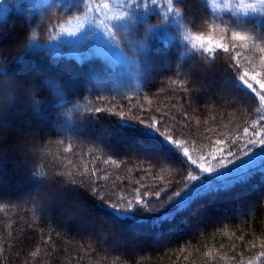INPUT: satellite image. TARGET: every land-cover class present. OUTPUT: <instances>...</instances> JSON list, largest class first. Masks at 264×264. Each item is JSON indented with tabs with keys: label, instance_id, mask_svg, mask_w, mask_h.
Returning <instances> with one entry per match:
<instances>
[{
	"label": "snow or ice",
	"instance_id": "snow-or-ice-1",
	"mask_svg": "<svg viewBox=\"0 0 264 264\" xmlns=\"http://www.w3.org/2000/svg\"><path fill=\"white\" fill-rule=\"evenodd\" d=\"M12 2L14 7L21 6L19 0ZM210 2L213 10L221 7L216 0ZM257 5L264 10V0H256L254 4L240 0L239 9L246 12L249 8L255 9ZM75 6L80 11L68 15L60 11V0H51V3L42 5H24L25 8L39 12L38 22L17 40L7 54L0 51V73H5L12 61L22 60L26 54L46 57L57 64L67 61L77 65H84L93 57H98L110 67L129 75L136 81V88L139 89L140 81L147 82L153 77L151 70L155 69L156 73L171 63L158 62L153 56L150 51L152 39L170 43L177 33H182L183 39L199 54V64L209 72L218 66L220 58L215 54H226L228 65L235 74V81L250 93V97H242L230 87L232 78L229 77L225 82L226 86L213 94V98L222 108L234 109L243 123L238 124L231 134L222 132L224 139L212 140L207 146H197L189 134H186V129L190 128L187 115L183 118L184 123L177 121L175 125L171 123V117L157 119L151 115L138 114H133L125 122L144 127L160 137L178 155L179 164L136 150L129 152L134 167L158 178L162 186H151L142 191L146 186L137 181L139 186L135 188L134 193L127 196L116 195V186L109 187L102 183L108 179L103 168L89 169L86 165L82 169L79 166L73 168L72 162L69 161L68 165H55L45 172V166L42 164L39 175L54 178L61 187L71 185L78 190L77 198L71 206L66 211L59 212L65 217L66 223L85 230L89 243L82 245L81 250L87 249L85 256L90 257V254L95 252L98 257L90 258L89 264H128L127 261H122L119 255H109L126 243L125 238L115 230L118 222L135 221L149 225L151 230L159 233L156 235V243L166 244L167 238L163 230L172 229L177 217L183 216L190 209V214L184 216L186 227L203 232L213 223V213L202 206L194 207L197 201L230 192L237 187L249 188L254 201H264V183L258 186L252 184V178L257 175L264 180V46L255 44L251 37L241 32H232L230 37H226L218 28L211 33L193 34L187 28L188 21L182 11L185 5L178 0H163V3L161 0H75ZM224 7L228 8L230 5L224 4ZM156 9L159 11H155ZM8 11L6 0H0V21L4 20ZM153 20L156 23H151ZM6 24L0 23V34H8ZM193 67L195 65L182 69L178 63L174 65L176 79L170 80L171 92L188 94L195 90L189 87L196 83L191 70ZM199 71L200 76L205 78V72ZM27 78L36 80L37 83L40 80L49 89L52 101L59 109L55 122L57 135L65 132L62 119H66L68 124L78 131L75 119L77 116L83 118L92 112L106 111L100 106L88 108L87 105L78 103L65 89L59 75H51L50 70L38 71ZM18 79L16 77V80ZM16 80L7 74L0 78V91L11 88ZM94 80L95 83L90 85L89 91H95L101 100L105 94L128 95L127 92H116L114 89L111 92L103 91L106 83L99 77ZM128 99L132 97L128 96ZM147 103L151 104L152 101L148 100ZM128 111L131 112V109ZM42 113L43 109L37 116ZM118 115L121 121H125L124 111H120ZM160 116L168 117L169 114L160 111ZM16 135L14 132L10 133L5 142L13 143ZM26 135L30 141L33 158L25 161L23 167L31 164L33 174H37L36 161H44L49 157L53 160L59 159L62 142L42 144L37 133L31 129L26 130ZM72 150L71 146L63 148L65 153ZM89 152L91 153V149ZM253 157L256 159H252ZM126 163L128 162H118L116 159L103 160V164L116 169ZM80 194H87L97 203L110 209L115 219L107 217V220L98 222L97 218L89 214ZM50 199L47 195L39 199L29 195L23 203L34 205L32 211L39 213L43 218L53 211L49 207ZM171 204L175 207L171 211H165ZM252 206L250 202L248 207ZM237 212L246 215L240 205H219L215 208L216 221H226ZM50 241V235L48 239H44L42 234L40 243L34 246L35 250H29L25 255L24 264H47L44 257L51 256L55 251ZM236 247L237 245H232L233 249ZM244 248V252H234L228 257L226 264L228 261L231 264H264V234L254 237ZM185 250L179 249L181 253ZM3 252V244L0 243V254ZM203 256V264H214L217 260L225 259L212 249L205 251Z\"/></svg>",
	"mask_w": 264,
	"mask_h": 264
},
{
	"label": "trees",
	"instance_id": "trees-1",
	"mask_svg": "<svg viewBox=\"0 0 264 264\" xmlns=\"http://www.w3.org/2000/svg\"><path fill=\"white\" fill-rule=\"evenodd\" d=\"M19 2L21 6L17 8L13 6L12 0H6L9 11L4 20L0 21V23L6 22L8 28V34H0V51H4L5 54L12 49L18 39L24 36L26 31L35 27L38 22L39 12L25 8L24 5H42L51 3V0H42L39 3H33L32 0H19ZM178 2L185 5L182 11L185 13L187 20L192 23L193 32L205 33L206 28L202 27L200 22L203 17L212 16L205 4L200 0H178ZM60 11L71 15L79 12L80 9L75 6V0H68L65 2L60 1ZM260 17L246 16L245 19L244 16L243 22L250 25L249 22L254 23L255 19ZM197 19H200V21H197ZM251 30L264 36V28L253 26ZM169 47H172V51L169 54L171 63L168 64V67L156 73L155 69L151 70L153 77L143 84L140 83L141 87L128 92L127 96H119L115 93L105 94L103 100L96 95L95 91H89L90 85H94L93 70L97 60H91L84 65L67 61L57 64L46 57L26 54L22 60L12 61L5 70L6 74L15 76L16 72L20 71L22 73L19 72V77H16L27 78L38 71L50 70L51 75H59L65 89L78 103L87 105L88 108L100 106L106 109L102 113L92 112L86 114L83 118L77 116L75 119L77 120L78 129L80 128L79 134H77L74 126H71V129L60 135L56 134V130H48L41 134L38 132L37 137L40 143L48 144L52 142L55 144L59 141L62 142V148L58 160L49 157L44 161H36L35 166L41 168L43 164L45 166L44 171L47 172L50 167L68 165L71 161L73 168L79 166L82 169L85 165L89 169L93 167L103 168L106 170L104 174L107 175L108 179L102 183H106L109 187L116 186V195L127 196L134 193L135 188L139 186L137 181L146 186L141 189L142 191L148 190L151 186L162 185H160L158 178L149 173L141 172L134 167L131 162L130 151L125 149L124 145L136 146V144H141L140 153L142 154L166 159L177 164L180 162L178 155L160 137L152 134L142 126L125 123L133 114L151 115L157 119L171 117L173 125L177 121L184 123L183 118L187 115L190 119V128L186 129V134H189L190 139H193L197 146H200V144L207 146L212 140L224 139L225 137L221 135L222 132H226L223 127L234 116L240 120L238 124H242L243 121L240 115L234 109H224L211 97L202 96L200 87L196 83L189 85L195 90L188 94L184 92L173 93L169 90L170 80L176 79L174 65L178 63L182 69L195 65L191 70L196 82L202 80L199 70H203L206 76L211 78H221L223 76L222 78L228 80L231 77L232 88L243 97L244 90L235 81V75L228 65L226 54L222 52L215 54L220 58L218 66L215 70L209 72L203 68V65L199 64V54L196 51L189 52L187 42L177 41L175 45L171 44ZM153 56L158 60L156 52L153 53ZM28 67H31L30 72L24 73L22 69ZM72 77L77 82L68 84V79ZM38 83L43 84L40 80H38ZM40 94L45 99V106L42 115L35 117L45 119L47 124L55 122L56 112L59 109L52 101L49 89L44 86ZM128 96H131L132 99H128ZM148 100L152 103H147ZM128 109H131V112ZM120 111H124L125 121L120 120L118 115ZM160 111L167 112L169 116L161 117ZM29 120L30 118H27L25 122L29 123ZM92 130L103 134L106 139L98 142L89 141L82 135ZM32 131L35 132V130ZM240 131L242 132V128ZM203 137H210V139H203ZM69 146L73 150L67 153L63 152V148ZM89 149H91V153ZM95 157L100 159L97 160ZM104 159H116L118 162L123 160L128 163L122 164L119 169H116L103 164ZM10 161H14L13 158L0 159V167L2 168L0 179L5 177L4 182L6 184L0 186V243L4 247L3 254H0V264H24L25 255L29 250H35L34 246L40 243L42 234L44 239H48L49 235L51 236L50 242L55 249L51 256L44 257L47 264H89L90 258H98L95 252H92L89 257L85 256L87 249L81 250L82 245L89 243L84 229L74 226L80 232V235L70 234L69 230L64 229L58 221L41 219L39 213L32 211L34 205L17 203L13 199L14 196H8L3 192L7 184L19 182L24 174L25 180L29 183L27 186L35 188L32 178V165L17 168L16 165H7ZM24 168L26 173H23ZM21 175L23 176L21 177ZM141 177H143L142 180ZM261 183H264V181L261 180L259 175L252 178L253 185L258 186ZM80 199L86 205L89 214L97 218L98 222L107 220V217H113L110 209L97 203L87 194H80ZM250 202L253 205L251 208L248 207ZM225 203L232 206L240 205L246 215L239 212L226 221L219 220L217 222L215 208ZM200 206L213 213V223L209 224L203 232H194L184 224V216L190 214L192 211L190 209L183 216L177 217L172 229L163 230L167 238L166 244L156 243V235L159 233L151 230L149 225L135 221L118 222L115 225V230L122 237L135 238L133 241L139 247L130 249L129 253L118 249L116 252L109 253V255H119L120 259L127 261L128 264H203L205 259L203 253L212 249L225 257L224 260H217L214 264H226L227 258L232 256L234 252H244L245 245L249 244L254 237H260L261 234H264V201H254L247 187H237L230 192L216 194L208 199L197 201L194 205V207ZM174 207L175 205L171 204L165 211H171ZM233 244L237 245L235 249L232 248ZM97 247L99 248V245ZM181 248L186 250L181 253L179 251ZM121 253L122 255H120ZM100 254L102 255L103 252ZM227 264H231V262L228 261Z\"/></svg>",
	"mask_w": 264,
	"mask_h": 264
},
{
	"label": "rangeland",
	"instance_id": "rangeland-1",
	"mask_svg": "<svg viewBox=\"0 0 264 264\" xmlns=\"http://www.w3.org/2000/svg\"><path fill=\"white\" fill-rule=\"evenodd\" d=\"M42 0H32L33 3H39ZM62 2L68 1V0H60ZM201 2H203L207 8V10H209L211 12V15L213 16V12H215L217 15L215 16L216 19L223 21L225 25L229 26L231 28V30L233 31H240L241 33L250 35L253 37L254 42H257L259 44H261V46H264V36L262 34H257L254 33L251 29L252 27H256V28H264V16H259L260 18L255 19L254 23L249 22V24H245L246 22H243L244 20V16L241 15H233V13L231 12V10H229V8H224V10L221 12L220 8L213 10V8L211 7V2L210 0H200ZM218 5L223 4H229L231 5L233 3V0H216ZM161 3H163V0H161ZM155 11H159V9H156ZM194 13V12H191ZM197 15V14H196ZM246 19V16H245ZM188 24H187V28L189 31H192L191 28V22L190 20H187ZM197 21H200V19H197ZM199 23V22H197ZM252 25V26H251ZM197 26V25H196ZM207 31V29H205V32ZM10 32V30H9ZM194 34H196L195 32H193ZM11 35V34H10ZM177 41H181V42H186L183 39V34L182 33H177V35L175 36L174 40L172 42H167V41H163V40H157L156 38H153L150 44V50L152 51L151 53L153 54L154 52H156V55H158V62H165V61H169V54L172 51V47H169L171 44L175 45V42ZM191 51H195L191 48V45L189 44V52ZM92 60H97V62L94 64V70H93V78L99 77L101 78L105 83H106V88L103 89V91L106 92H111L113 89L116 92H132L137 90L136 88V81H133L132 78L127 75L126 73H123L115 68L110 67L108 64H106L105 62H103L100 58L98 57H93ZM30 68L28 67L27 69H22V71L25 72H30ZM28 70V71H27ZM17 71V70H16ZM14 71V72H16ZM19 71V70H18ZM233 71V70H232ZM20 72V71H19ZM16 72L17 77H19V74L22 72ZM234 73V72H233ZM235 75V74H234ZM223 77V76H222ZM211 78L206 76L205 74V78H201L202 80L197 81L196 84L200 87V93H202V96H209L212 99L213 98V94L221 87H225V82L227 80H225L224 78ZM68 84H73L74 82H77V80L75 78H69L68 79ZM95 83V80H94ZM141 84L145 83V81H140ZM238 84V83H237ZM232 85V84H231ZM230 87L232 88L233 86ZM238 86H241L238 84ZM241 88L244 90V94L243 97H250V93L247 92L246 89H244L242 86ZM99 90V89H97ZM215 100V99H214ZM29 123L25 122V121H21L19 122V127L22 129H31V130H35V133H42V132H46L48 130H56V124L55 122H52L50 124H47L45 119L43 118H38V117H29ZM240 122L239 119L232 117L228 122L225 123L223 129L228 132L229 134H231L232 131L236 130V127L238 125V123ZM62 123L64 125L65 128V132L66 130L71 129V126L68 124L66 119H62ZM80 130V128H79ZM77 131V134L80 133V131ZM64 132V133H65ZM63 134V133H61ZM82 134V133H81ZM82 135H84L87 140L89 141H100L103 139H106V137L97 132V131H90L88 133H83ZM85 138V139H86ZM201 139V138H200ZM118 143V142H116ZM120 143V142H119ZM140 145V146H139ZM141 144H136L135 145H130L127 144L126 146L124 145L123 147L125 149H127L128 151H132V150H136L138 152H140L141 150ZM252 159H256V157H253ZM7 165L10 166H14L16 165L14 161H10L9 163H7ZM259 168V165H257V170ZM0 170H2V168L0 167ZM23 173H26V169L24 168ZM23 175H21L22 177ZM5 177H3V179H0V186L1 185H6L5 184ZM264 181V180H263ZM29 183L25 180V174L23 176V178H21V180L19 182L16 183H10L7 184V187L5 189H3V192L8 195V196H14L13 199L15 202H22L26 199L25 197H28L30 193L33 192L34 188H29V186H27ZM214 212V211H213ZM239 213V212H237ZM235 213V214H237ZM234 215V214H233ZM41 219L43 220H54V221H58L60 223V225L63 226L64 229L69 230L70 234H79L80 232L77 231L75 229V227H77L74 224H70V223H66L65 221V217H63L61 215V213L58 210H54L51 212V214L49 216H45V217H41ZM75 226V227H74ZM74 228V229H73ZM194 232H196V230H194L193 228H191ZM86 233V232H85ZM126 240V243L119 248V250L122 251H126V253H129L130 249H136L138 248V244L136 242L133 241V237H123Z\"/></svg>",
	"mask_w": 264,
	"mask_h": 264
},
{
	"label": "clouds",
	"instance_id": "clouds-1",
	"mask_svg": "<svg viewBox=\"0 0 264 264\" xmlns=\"http://www.w3.org/2000/svg\"><path fill=\"white\" fill-rule=\"evenodd\" d=\"M245 3L254 4L256 0H244ZM240 0H233L229 10L233 15L241 16H264V10L259 5L255 9L249 8L246 12H241L239 9ZM224 4H221L220 11L224 10ZM217 14L213 12L211 19L209 17H203L201 26L206 28L205 33H211L215 29L222 30L226 37H230L233 31L231 28L215 18ZM187 20V18L185 17ZM151 23H156L155 20ZM31 33H29V36ZM251 40L254 42L253 37ZM255 44H259L254 42ZM261 45V44H259ZM6 73H0V78L4 77ZM8 77L16 80V76L7 74ZM44 85L37 83L36 80L30 78H19L11 88H6L4 91H0V159L11 157L13 158L17 168H23L25 161L33 158V151L30 147V141L26 135V129L20 128L19 122L26 121L29 117L39 115L45 106V99L41 96V91ZM50 94V93H49ZM51 98L52 95L50 94ZM16 133L14 142L9 144L5 141L10 133ZM37 174H33L32 178L35 183L37 191L30 193L39 199L41 196L47 195L51 199L49 201V207L51 210L66 211L77 198V189H74L71 185L67 187H61L59 182L54 178H47L46 176L39 175L40 168L35 166Z\"/></svg>",
	"mask_w": 264,
	"mask_h": 264
}]
</instances>
